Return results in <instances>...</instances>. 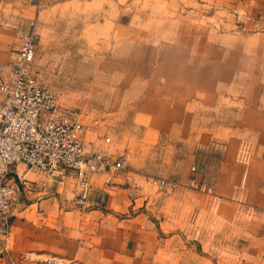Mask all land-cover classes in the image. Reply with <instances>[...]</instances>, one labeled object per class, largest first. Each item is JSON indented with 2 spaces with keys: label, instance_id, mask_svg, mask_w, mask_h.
<instances>
[{
  "label": "crops",
  "instance_id": "obj_1",
  "mask_svg": "<svg viewBox=\"0 0 264 264\" xmlns=\"http://www.w3.org/2000/svg\"><path fill=\"white\" fill-rule=\"evenodd\" d=\"M46 1L0 0V63L11 62L23 34L35 32L39 38L37 17ZM83 1L89 17L104 20L112 17V3L118 6L120 19L112 21L108 33L115 56L135 68L127 75L143 94L136 135L127 142L126 168L94 175L83 209L71 175L49 179L25 165L13 167L17 192L11 232L0 243V264H264V107L256 109L264 93L232 94L235 118L223 122L208 112L207 94H214L193 78L195 56L204 49L207 62L210 48L230 51L232 81L244 74L242 82H264V42L253 44L239 34L209 36L185 12L213 3L230 18L260 22L263 31L257 37L264 40V0L71 4ZM241 54L254 59L241 60ZM199 65L203 72L204 64ZM219 76L223 81L222 71ZM190 94L205 101H193ZM87 139L86 134L94 151L113 159L125 156ZM243 148L249 161L241 157ZM157 179L178 186L162 190L152 183Z\"/></svg>",
  "mask_w": 264,
  "mask_h": 264
},
{
  "label": "rangeland",
  "instance_id": "obj_2",
  "mask_svg": "<svg viewBox=\"0 0 264 264\" xmlns=\"http://www.w3.org/2000/svg\"><path fill=\"white\" fill-rule=\"evenodd\" d=\"M71 1L48 0L41 4L37 17L39 38L36 63L45 68V80L50 88L57 92L59 103L83 115L87 141H94L102 146V135L108 132L116 140L115 146L111 148L116 151L123 150L127 156L128 139L136 135L135 114L144 99L143 94H137L138 84L132 82L134 79L129 81L127 75L135 73V68L129 67L119 56H115V41L113 35L108 33L112 21L120 19L116 18L119 8L112 3V17L104 20L98 18V15L89 17L91 9L87 7L86 1L76 3L75 6ZM203 4H207V7L200 8L197 4L185 9V12L198 19L197 24L201 23L207 28L209 36L212 33L226 36L239 34L251 37L253 44L264 42L263 38L257 37L263 31L260 22L230 18L229 14L225 15L223 10L215 7L213 3L205 1ZM203 41L200 38L199 42ZM193 42L197 41L193 39ZM200 52V56H195L198 64V69L195 67V70L198 71L193 73V78L198 87L214 94V97L207 94L209 114L217 120L231 123L235 118L231 109L236 107L230 100L232 94H257L259 91L264 93V82H242L244 74L240 75L241 80L235 77V82L232 81L233 56L230 51L220 54L209 48L206 53L207 62L205 50L201 49ZM260 53H263L262 50ZM240 57L241 60L254 59L253 55L241 54ZM199 64H204L205 67L201 69L203 72L199 71ZM252 69L254 74L260 70L258 67L255 68L256 71ZM220 71L223 81L219 80ZM220 82L223 83L222 88ZM190 95L193 96L190 98L193 101H205L201 94ZM256 107L259 111L263 110V98L257 100ZM94 119L100 120V123L95 125ZM241 157L249 161L247 148H243ZM151 167L155 168L154 165ZM163 171L166 173L167 168ZM152 183L156 185L154 180Z\"/></svg>",
  "mask_w": 264,
  "mask_h": 264
},
{
  "label": "built area",
  "instance_id": "obj_3",
  "mask_svg": "<svg viewBox=\"0 0 264 264\" xmlns=\"http://www.w3.org/2000/svg\"><path fill=\"white\" fill-rule=\"evenodd\" d=\"M37 35H22L19 50L9 64L0 63V243L11 232V217L18 180L12 168L25 165L49 179L71 175L79 191L77 205L87 207L94 175L120 172L126 168V156L113 159L94 151L85 141L83 115L58 101L57 92L45 80L46 70L36 63ZM95 125L99 124L94 119ZM102 146L114 147L116 140L108 133ZM12 179V180H11ZM110 181V180H109ZM162 190L175 189V181L157 179ZM198 188L197 184H192ZM59 264L57 260L51 261Z\"/></svg>",
  "mask_w": 264,
  "mask_h": 264
}]
</instances>
